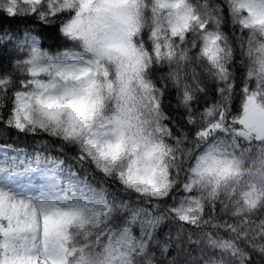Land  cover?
<instances>
[{"label": "snow or ice", "instance_id": "1", "mask_svg": "<svg viewBox=\"0 0 264 264\" xmlns=\"http://www.w3.org/2000/svg\"><path fill=\"white\" fill-rule=\"evenodd\" d=\"M0 264H264V0H0Z\"/></svg>", "mask_w": 264, "mask_h": 264}, {"label": "trees", "instance_id": "2", "mask_svg": "<svg viewBox=\"0 0 264 264\" xmlns=\"http://www.w3.org/2000/svg\"><path fill=\"white\" fill-rule=\"evenodd\" d=\"M50 31L55 33L54 29H51ZM60 42L61 41L57 35V40L56 41L48 40L45 43V47H47L48 45H53V47L55 48V47L59 46ZM170 99L172 100V103L175 104V99L174 98H170ZM12 140H14L16 142V146L20 149H26V148L30 149L35 144L34 140L31 137H29V138L17 137L14 132L12 133Z\"/></svg>", "mask_w": 264, "mask_h": 264}]
</instances>
